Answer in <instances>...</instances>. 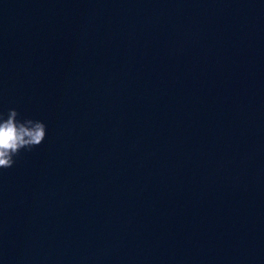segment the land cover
<instances>
[{
	"label": "water",
	"instance_id": "1",
	"mask_svg": "<svg viewBox=\"0 0 264 264\" xmlns=\"http://www.w3.org/2000/svg\"><path fill=\"white\" fill-rule=\"evenodd\" d=\"M0 264H264V0H0Z\"/></svg>",
	"mask_w": 264,
	"mask_h": 264
},
{
	"label": "clouds",
	"instance_id": "2",
	"mask_svg": "<svg viewBox=\"0 0 264 264\" xmlns=\"http://www.w3.org/2000/svg\"><path fill=\"white\" fill-rule=\"evenodd\" d=\"M47 134L43 120L21 118L17 108L0 112V169L11 168L22 150L39 146Z\"/></svg>",
	"mask_w": 264,
	"mask_h": 264
}]
</instances>
